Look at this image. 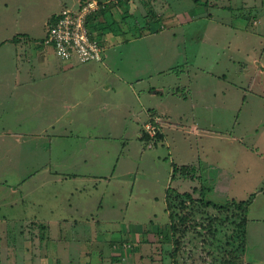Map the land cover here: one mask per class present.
I'll use <instances>...</instances> for the list:
<instances>
[{"label":"rangeland","instance_id":"obj_1","mask_svg":"<svg viewBox=\"0 0 264 264\" xmlns=\"http://www.w3.org/2000/svg\"><path fill=\"white\" fill-rule=\"evenodd\" d=\"M141 1L142 27L161 30L166 24L158 15L161 3L167 22L172 24L177 11L183 16L179 29L168 26L158 36L169 43L166 58L137 63L153 73L148 86L162 84L157 88L168 116L159 118L161 139L144 146L137 138L140 122L132 115L143 113L140 103L148 100L137 85L139 100L122 84L120 93L108 95L121 109L105 110L98 130L75 126L72 135L40 142L50 147L39 153L8 156L0 148V264H173L168 187L218 205L254 194L243 264L263 263L258 233L264 231V0ZM42 3L0 0V68L12 47L7 38L14 34L9 41L16 42L19 30L31 31L33 41H22L28 54L37 51L33 44L41 40L35 39L46 29L39 25L41 16L36 28L27 29L25 18L39 13ZM136 45L144 57L149 48ZM118 52L107 50L114 57ZM157 69L169 73L158 76ZM178 260L201 262L195 252Z\"/></svg>","mask_w":264,"mask_h":264},{"label":"crops","instance_id":"obj_2","mask_svg":"<svg viewBox=\"0 0 264 264\" xmlns=\"http://www.w3.org/2000/svg\"><path fill=\"white\" fill-rule=\"evenodd\" d=\"M40 1L43 3L39 13L34 11L33 16L25 18L27 29L36 28V19L40 16L39 25L46 29L47 22L61 9H77L82 2L81 0L76 3L73 0ZM104 1L106 2L105 7L89 20V25L94 28V34L99 37L104 47L102 61L80 63L76 60H62L56 56L50 45L44 43L45 35L41 39H35L41 40L33 44V47L31 46L32 49L37 48V51L34 54H28L29 51L25 50L22 41H33L31 31L19 30L17 33L21 36L16 38V42L9 41L14 34L7 38L6 43L12 44V47L9 51L6 49L8 60L2 65L3 68H0V142H3L0 148L4 154L19 156L22 155V151L26 150L39 153L50 147L40 142L49 141L51 144L52 139H57L62 134L72 135V129L75 126L92 125L98 130L104 123L102 119L105 110L111 113L121 109L119 100L116 102L108 95L117 91L120 93L123 90L122 84L131 87L139 100L137 85L148 100L146 104L140 103L141 107L145 108L143 113L137 112L132 115L136 124L140 122L139 129H136L138 139L144 123L150 117L161 118L163 116L166 118L168 116L164 102L160 100L163 90L157 88L162 84L154 87L148 86L149 78L153 76V73L142 72L137 63L144 59L154 61V57L157 59L160 57L161 60L166 58V54L170 51L168 50L169 43H165L163 38H158V36L166 33L168 26L174 29L182 26L181 11L175 13L171 24L167 22V18L165 19L166 11L164 12V5L161 3L159 11L161 14L158 15L159 18L162 15L166 24H161V28L159 27L161 30H158L153 26L148 27L145 23L143 27L140 25L143 20L142 17L141 20L138 17L142 15L144 8L141 4H137L138 0L127 2L122 0L121 3L118 0ZM139 1L142 3L141 0ZM243 2L244 0H241V4ZM18 11L20 12V8ZM109 20L114 23V26L108 24ZM153 37L156 38L154 39L156 42H153ZM139 43L149 48L144 57L138 54L136 44ZM129 45L132 47L130 48L131 54L122 52V47ZM146 47L141 51L146 52ZM111 49H121V52L116 53L115 57L110 56L107 50ZM109 64H112L113 68ZM173 69L175 68L169 70L173 71ZM166 73H169L168 69H157L154 72L158 76ZM210 73L212 77L215 76L213 72ZM145 81L149 88L141 87ZM144 113L145 116H143ZM198 129L195 128V133H198ZM89 140L93 142L95 139L89 138ZM258 236L264 245V231L262 234L259 231ZM245 253L246 244L244 252L246 258ZM261 264H264V261Z\"/></svg>","mask_w":264,"mask_h":264},{"label":"trees","instance_id":"obj_3","mask_svg":"<svg viewBox=\"0 0 264 264\" xmlns=\"http://www.w3.org/2000/svg\"><path fill=\"white\" fill-rule=\"evenodd\" d=\"M160 139L161 131H158L153 145ZM140 140L147 146L152 138L142 130ZM177 171L174 165L172 178ZM253 198L254 194H251L246 200L218 205L204 196L195 198L190 192L168 187L164 201L169 217L167 238L172 246L173 264H178L181 255L190 258L194 252L201 259L199 264H243L247 213Z\"/></svg>","mask_w":264,"mask_h":264},{"label":"built area","instance_id":"obj_4","mask_svg":"<svg viewBox=\"0 0 264 264\" xmlns=\"http://www.w3.org/2000/svg\"><path fill=\"white\" fill-rule=\"evenodd\" d=\"M105 5L104 0H83L77 9L63 8L47 22L44 43L52 46L56 56L62 60L80 63L102 61L104 47L92 35L87 23ZM142 130L152 138L147 145L152 146L156 134L161 131L159 117H150Z\"/></svg>","mask_w":264,"mask_h":264}]
</instances>
